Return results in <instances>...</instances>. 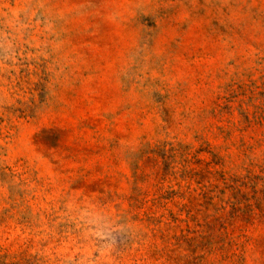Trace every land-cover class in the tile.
<instances>
[{
    "label": "rangeland",
    "instance_id": "obj_1",
    "mask_svg": "<svg viewBox=\"0 0 264 264\" xmlns=\"http://www.w3.org/2000/svg\"><path fill=\"white\" fill-rule=\"evenodd\" d=\"M0 264H264V0H0Z\"/></svg>",
    "mask_w": 264,
    "mask_h": 264
}]
</instances>
